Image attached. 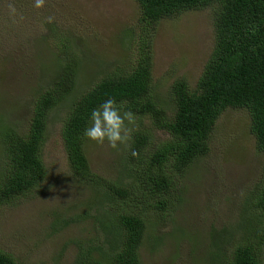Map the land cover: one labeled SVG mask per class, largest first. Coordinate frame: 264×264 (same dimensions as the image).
Returning <instances> with one entry per match:
<instances>
[{"label":"rangeland","instance_id":"rangeland-1","mask_svg":"<svg viewBox=\"0 0 264 264\" xmlns=\"http://www.w3.org/2000/svg\"><path fill=\"white\" fill-rule=\"evenodd\" d=\"M212 8L189 11L162 21L152 35V87L171 107V89L179 79L194 88L215 44ZM135 0H0V130L25 127L33 97L65 63L59 39L80 61L71 95L50 117L43 148L47 177L31 194L0 207V248L17 264H74L80 245L102 239L93 218L102 210L96 192L70 170L61 139L71 103L108 71L132 67L150 30L139 21ZM52 16L51 23L46 17ZM245 110H227L210 138V152L194 163L184 179L183 203L173 212L149 219L142 264H215L222 248L214 236L222 230H263L261 212L248 200L254 195L264 158L256 150ZM126 144L89 141L86 155L92 171L124 181ZM2 144L0 139V155ZM121 176V177H120ZM152 230V231H151ZM253 242L250 237H246Z\"/></svg>","mask_w":264,"mask_h":264},{"label":"trees","instance_id":"trees-1","mask_svg":"<svg viewBox=\"0 0 264 264\" xmlns=\"http://www.w3.org/2000/svg\"><path fill=\"white\" fill-rule=\"evenodd\" d=\"M135 2L140 8L139 21L151 32L137 51L136 63L128 69L108 71L89 85L71 103L61 128L71 173L97 193L103 192L109 204H103L93 218L102 230V239L95 235L89 240L90 248L80 245L74 264H142L140 253L150 235L149 219L182 205L184 179L194 163L210 152L212 133L227 110L249 113L256 150L264 158V0ZM207 8L213 9V52L194 88L186 79L173 84V105L168 107L152 87V35L166 19ZM63 39L57 48L65 63L33 97L26 126L8 125L0 130V207L31 194L47 177L43 148L50 115L71 95L80 71V61ZM110 97L122 112L131 111L135 117L133 123L125 122L131 139L120 177H127L128 184L95 174L86 155L88 140L82 133L91 110ZM247 203L257 207L264 219V161L257 189ZM257 227L238 235L227 230L216 233L222 248L214 263L264 264V228ZM0 264L17 261L0 248Z\"/></svg>","mask_w":264,"mask_h":264},{"label":"clouds","instance_id":"clouds-1","mask_svg":"<svg viewBox=\"0 0 264 264\" xmlns=\"http://www.w3.org/2000/svg\"><path fill=\"white\" fill-rule=\"evenodd\" d=\"M46 0H34V7L39 9L44 7ZM47 22L51 23L52 16L46 17ZM134 114L131 111H121L114 98H108L91 110L89 123L83 130V137L97 144H107L117 149L119 145L126 144L130 139V129L126 126L134 122ZM138 153L132 151V155Z\"/></svg>","mask_w":264,"mask_h":264}]
</instances>
